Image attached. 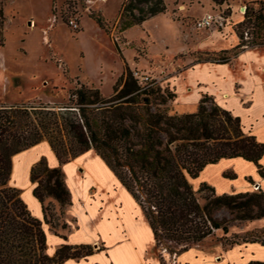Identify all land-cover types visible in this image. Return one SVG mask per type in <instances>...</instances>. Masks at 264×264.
Returning a JSON list of instances; mask_svg holds the SVG:
<instances>
[{
  "label": "trees",
  "instance_id": "1",
  "mask_svg": "<svg viewBox=\"0 0 264 264\" xmlns=\"http://www.w3.org/2000/svg\"><path fill=\"white\" fill-rule=\"evenodd\" d=\"M212 1L223 4L225 0ZM254 3L258 7H246L243 21L236 25L238 43L233 56L246 48L264 49V2ZM165 11L164 0H123L119 29L139 26ZM93 19L104 28L100 16ZM228 63L230 56L215 62ZM173 98V94L163 95L159 88L139 85L125 67L108 98L102 97L97 88L77 82L69 91L68 103L59 107L0 106V264H63L93 253L90 245L64 244L54 255H48L42 221L30 214L20 190L9 184L13 156L43 141L59 164L49 168L42 157L30 169L32 195L41 205L44 221L49 215V206L44 205L47 198L55 200L61 212L71 205L61 166L89 150L140 207L156 247L170 255L186 251L216 231L226 235L227 225L214 217L222 209L238 222L263 218L262 189L217 194L205 183L194 190L191 180L205 166L231 158L251 162L264 178L260 164L264 143L245 133L240 118L231 111L214 102L207 107L211 99L207 94H203L196 112L180 115H170L161 108ZM247 181L252 183L251 178ZM205 190L210 194L203 196L204 204H200L197 195ZM60 238L65 240L64 236ZM247 242L257 239L244 238L229 246Z\"/></svg>",
  "mask_w": 264,
  "mask_h": 264
},
{
  "label": "rangeland",
  "instance_id": "2",
  "mask_svg": "<svg viewBox=\"0 0 264 264\" xmlns=\"http://www.w3.org/2000/svg\"><path fill=\"white\" fill-rule=\"evenodd\" d=\"M256 1L264 2L164 0L165 13L120 31L118 16L123 0H0V106L59 107L68 103L69 91L77 82L97 88L102 97L108 98L127 67L132 74L148 78L149 87L159 88L165 96L174 95L161 107L170 115L196 112L203 94L211 97L207 107L214 102L228 109L233 99L246 108L255 100V113L264 111V49L246 48L233 56L238 43L236 25L243 21L246 7H258ZM97 16L104 23L103 29L93 19ZM204 19L211 21L210 26L198 27V21ZM70 20L78 22V31L69 27ZM251 55L256 60H251ZM222 56H230V63L214 69L207 67L216 65ZM253 75L260 78L262 89H256ZM249 130L244 125L243 131ZM87 154L98 159L93 150ZM72 164V172L80 182L89 179L85 162L76 160ZM63 174L65 178L64 171ZM257 183L254 179L247 189L232 193L257 192ZM9 184L21 191L30 214L42 221L47 254L53 255L56 239L79 228L76 219L66 215L67 207L61 212L52 198L44 201L49 206L47 220L35 217L34 208L25 200L24 186L12 181ZM191 184L194 190L200 187L197 181ZM113 190L115 185L107 190L88 185L89 195L79 205L86 213H94L96 222L81 217V230H86L87 235L96 230L104 235L106 226L100 224L107 223V202ZM208 194L205 190L197 195L200 204ZM214 217L227 225L228 233L216 231L197 244L203 251L218 244L227 250L230 242L244 238L264 242V217L238 222L225 209L215 212Z\"/></svg>",
  "mask_w": 264,
  "mask_h": 264
},
{
  "label": "crops",
  "instance_id": "3",
  "mask_svg": "<svg viewBox=\"0 0 264 264\" xmlns=\"http://www.w3.org/2000/svg\"><path fill=\"white\" fill-rule=\"evenodd\" d=\"M255 57L254 55L250 56L251 60H256ZM218 65L225 64L207 67L214 69ZM252 77L256 89H262L260 78L255 75ZM3 79L4 77L1 80ZM221 88L223 89L222 85ZM253 92L255 94V89ZM228 107L226 110L231 111L233 115L240 118L241 123L243 122L241 124L243 130L244 125L249 127L250 130L247 133L253 135L258 142L264 143V111L255 113V100L250 106L242 108L239 106V101L232 99ZM88 152L61 166L62 171L66 174L65 183L71 195V205L67 207L66 215L76 219L79 228L64 236L65 240L58 237L56 241L57 249L64 244L90 245L93 248V253L84 258L68 259L63 264H247L252 260L264 261V245L258 242L236 244L227 250L223 249L222 244H218L208 252L203 251L198 245H194L173 257L158 249L152 231L143 214L141 215L140 207L105 163L97 155L95 156L98 159L88 155ZM42 157L45 158L49 168L59 166L48 143L43 141L13 156L10 178L14 185L24 186L25 200L34 208L33 214L39 219L43 218V215L40 203L33 195L31 196L34 184L30 182V169ZM76 160L80 164L85 162L88 180L80 182L79 177L72 172L75 167L72 163ZM260 164L264 168V155ZM227 171H230L235 178L224 177ZM248 178L257 179V189L261 188L264 191V178L259 177L255 165L241 158H231L221 159L215 164L205 166L198 177L191 182L205 183L212 187L217 194H230L233 191H239V189H247L249 183L245 179ZM91 184L100 190H107L109 186L115 185V190L107 202V223L100 224L106 226L103 236L99 230L87 235L86 230H81V221L79 222L81 217L88 218L92 223L96 222L94 213H86V209L79 205L80 200L88 197L87 187ZM46 242H48L47 237Z\"/></svg>",
  "mask_w": 264,
  "mask_h": 264
},
{
  "label": "built area",
  "instance_id": "4",
  "mask_svg": "<svg viewBox=\"0 0 264 264\" xmlns=\"http://www.w3.org/2000/svg\"><path fill=\"white\" fill-rule=\"evenodd\" d=\"M210 24H211V21L209 19L200 20L197 23L198 27H203V28L210 26ZM69 27L74 31H78L80 29L78 22L74 20L69 21ZM133 77L137 80L139 85L143 87H149L147 85L148 78H144L138 75L137 73H133Z\"/></svg>",
  "mask_w": 264,
  "mask_h": 264
},
{
  "label": "water",
  "instance_id": "5",
  "mask_svg": "<svg viewBox=\"0 0 264 264\" xmlns=\"http://www.w3.org/2000/svg\"><path fill=\"white\" fill-rule=\"evenodd\" d=\"M241 10H244L243 8Z\"/></svg>",
  "mask_w": 264,
  "mask_h": 264
}]
</instances>
